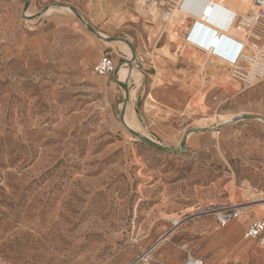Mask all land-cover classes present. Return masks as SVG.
Listing matches in <instances>:
<instances>
[{"label":"rangeland","instance_id":"374dc122","mask_svg":"<svg viewBox=\"0 0 264 264\" xmlns=\"http://www.w3.org/2000/svg\"><path fill=\"white\" fill-rule=\"evenodd\" d=\"M210 1L205 21L226 31L223 13L255 0ZM147 3L0 0V264H184L211 242L213 264H264L245 238L264 218V79L245 87L185 44L201 0L170 19ZM103 55L114 73L96 74ZM164 56L182 76L160 73ZM128 111L138 134L177 150L132 133ZM230 207L241 215L223 225Z\"/></svg>","mask_w":264,"mask_h":264},{"label":"built area","instance_id":"2783aa9c","mask_svg":"<svg viewBox=\"0 0 264 264\" xmlns=\"http://www.w3.org/2000/svg\"><path fill=\"white\" fill-rule=\"evenodd\" d=\"M183 1L147 0L150 5L163 6L166 18H172L181 8ZM212 6L207 7L206 16L210 15ZM260 19L264 20V0H255L253 9L247 15L235 14L228 30H214L209 41L202 45L207 51L224 57L231 65L230 77L245 87L253 86L264 79V34L255 50L251 51L248 44L252 36H255ZM200 24L204 25V23ZM116 70V63L109 55H103L95 66L96 74L101 76L114 73ZM219 214L222 224L226 225L241 215V209L224 208ZM173 220L174 223H179V220L175 218ZM245 238L258 239L264 247V218L249 224L245 231ZM135 264H150L149 257L143 256ZM184 264H206V262L202 258L188 256Z\"/></svg>","mask_w":264,"mask_h":264},{"label":"crops","instance_id":"0c3cea01","mask_svg":"<svg viewBox=\"0 0 264 264\" xmlns=\"http://www.w3.org/2000/svg\"><path fill=\"white\" fill-rule=\"evenodd\" d=\"M234 9L232 8H228V10H226L223 13V18H225V20H227V22L229 23L228 25L231 26V22L233 21V18L235 16V13L233 11ZM239 13V12H238ZM198 27V28H197ZM218 29L217 27L210 25V24H204L201 25L200 23H194L193 24V20L191 21L190 25L188 26L187 31L184 34V40H185V44L188 46H192L194 47L197 51L199 52H205L207 54H209V56L212 59V62L214 64V68L216 70H220V71H230L231 65L229 64V62L222 57L219 54L216 53H211L209 51H207L202 45L203 43H206L209 41L211 34L214 30ZM212 30V31H211ZM192 31V33H191ZM191 34V36H189ZM262 34H264V31L262 32ZM191 37V38H190ZM165 45H163L162 47H164ZM199 52H196V55H199ZM172 62V60L170 58H166L165 56L160 58L158 63L160 65V73H162L164 75V77H175V76H182L183 75V69L182 70H174L173 68H170L169 65L165 64V63H169ZM153 69H155V67H152ZM184 71H187L188 68L184 67ZM214 73L216 72L213 69ZM256 91H260L261 93L264 94V84L262 86H258ZM180 98L182 99V96L179 94L178 96H172L171 94H168L167 98L164 100L165 103L172 105L175 101H179ZM264 116V113H263ZM247 227L245 228L246 231ZM199 240V239H198ZM197 240V241H198ZM201 244L205 242L203 241V239H200ZM213 244L212 242L208 245H205L204 248L202 249H195L192 250V252L197 255L200 256L199 258H202L205 260L206 264H213L212 260H210V258H206L208 253H209V249L212 248ZM176 255L170 256V260L172 263L174 264H181V260L177 259ZM188 257V256H187ZM186 257V258H187Z\"/></svg>","mask_w":264,"mask_h":264},{"label":"water","instance_id":"95a60500","mask_svg":"<svg viewBox=\"0 0 264 264\" xmlns=\"http://www.w3.org/2000/svg\"><path fill=\"white\" fill-rule=\"evenodd\" d=\"M80 18L83 19L82 16H80ZM91 30L94 31V29H93L92 27H91ZM128 43H130V42H128ZM130 46H131V44H130ZM135 59H136V51L133 50V56H132V59L130 60V67H132L131 64L133 63V61H134ZM130 70H132V69L130 68ZM121 85H123V87H124V89H125V91H126V93H125V99H124V103H123V108L126 109V107H127V103H128V101H129V98H130V94H129V90H128V85H127L125 82H122V81H121ZM250 116H251V115H244V116H242V117H240V118H245V117L249 118ZM121 118H122V121L126 124V122H125V120H124V116H121ZM240 118H238V119H240ZM262 118L264 119V117H262ZM238 119H236V120H238ZM126 125H127V124H126ZM127 127L129 128V130H130L132 133H134L135 135L141 137L142 139H144V140L147 141L148 143H150V144H152V145H154V146H156V147H158V148H161V149H164V150H168V151H174V150H177V149L174 148V147H170V146L163 145V144H161V143H159V142H156V141H153V140L149 139L148 137H144V136L138 134L134 129H132V128L129 127L128 125H127ZM186 137H187V134L185 135V139H184L183 145L185 144Z\"/></svg>","mask_w":264,"mask_h":264},{"label":"bare ground","instance_id":"6f19581e","mask_svg":"<svg viewBox=\"0 0 264 264\" xmlns=\"http://www.w3.org/2000/svg\"><path fill=\"white\" fill-rule=\"evenodd\" d=\"M195 1L196 0H184L183 1L182 5H181V8L179 9V11L184 14L183 15L184 17L190 16V13H189L188 8H190L195 3ZM198 1H200V0H198ZM201 1H202V7H201L202 14H201V16L199 18H197L196 20L193 21V24L195 22L204 23V24H210V23L206 22L205 19H207L208 17H210L212 15V13L214 12V4L210 0H201ZM185 5L188 8H186ZM210 5H213L212 8H210V10H212V11L210 12V15L209 16H206L205 15V11H206V9L208 10L207 7L210 6ZM168 19H170V18H168ZM210 25H212V24H210ZM215 27H217V26H215ZM217 28H218L217 30L222 31L219 27H217ZM126 119H127V122H128L129 127H131V124H130V111L126 112Z\"/></svg>","mask_w":264,"mask_h":264}]
</instances>
